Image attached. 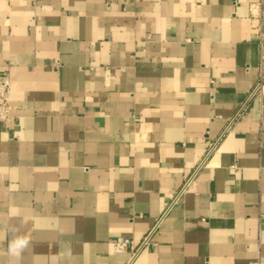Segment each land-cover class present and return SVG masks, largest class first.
<instances>
[{
    "label": "crops",
    "instance_id": "obj_1",
    "mask_svg": "<svg viewBox=\"0 0 264 264\" xmlns=\"http://www.w3.org/2000/svg\"><path fill=\"white\" fill-rule=\"evenodd\" d=\"M262 71L264 0H0V264H264Z\"/></svg>",
    "mask_w": 264,
    "mask_h": 264
},
{
    "label": "built area",
    "instance_id": "obj_2",
    "mask_svg": "<svg viewBox=\"0 0 264 264\" xmlns=\"http://www.w3.org/2000/svg\"><path fill=\"white\" fill-rule=\"evenodd\" d=\"M264 90V71L260 74L259 81L256 83L255 87L252 90V94H261ZM11 111L12 106L10 102V83L8 78L4 73H0V125L3 127H9L11 120ZM213 149V146L210 144L207 154ZM155 229H152L144 237L141 242L137 245H133L131 239L116 240L113 242V249L116 253H123L125 250L131 252V259L129 264L132 262V259L136 257L140 249L149 242L151 235Z\"/></svg>",
    "mask_w": 264,
    "mask_h": 264
},
{
    "label": "clouds",
    "instance_id": "obj_3",
    "mask_svg": "<svg viewBox=\"0 0 264 264\" xmlns=\"http://www.w3.org/2000/svg\"><path fill=\"white\" fill-rule=\"evenodd\" d=\"M10 232L15 234L17 229L13 226L9 229ZM30 240L27 236L13 235V238L8 242V252L13 257H18L28 247Z\"/></svg>",
    "mask_w": 264,
    "mask_h": 264
}]
</instances>
